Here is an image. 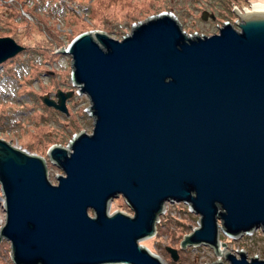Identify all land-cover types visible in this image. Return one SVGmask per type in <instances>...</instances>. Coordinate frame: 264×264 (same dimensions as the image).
<instances>
[{"label":"water","instance_id":"water-1","mask_svg":"<svg viewBox=\"0 0 264 264\" xmlns=\"http://www.w3.org/2000/svg\"><path fill=\"white\" fill-rule=\"evenodd\" d=\"M251 6L236 7V26L227 21L212 35L188 34L162 12L121 40L101 30L72 40L64 52L94 125L50 147L57 183L43 157L0 139V239L14 264H174L140 244L169 202L199 216L183 249L222 255L220 232H264V1ZM201 19L216 16L204 10ZM24 50L0 37V66ZM74 94L42 101L68 115ZM118 197L133 214H111ZM233 253L211 264H264L250 251Z\"/></svg>","mask_w":264,"mask_h":264},{"label":"rangeland","instance_id":"rangeland-1","mask_svg":"<svg viewBox=\"0 0 264 264\" xmlns=\"http://www.w3.org/2000/svg\"><path fill=\"white\" fill-rule=\"evenodd\" d=\"M250 1L246 5L245 0H0V37H12L25 48L30 47L29 51L25 49L0 66V139L43 157L50 180L56 184V176L62 171L51 163L50 147H66L78 132L91 134L94 125V119L86 109L90 105L89 99L77 94L71 76L72 58L64 52L75 37L101 30L121 40L131 33L133 25L162 12L173 13L188 34L212 35L218 33L221 21L217 22V19L224 18L228 7L231 6L235 13L236 7L243 11V7L264 0ZM204 10L214 13L216 21L202 20ZM237 18L228 22L233 24ZM57 42L62 46L56 48V57L50 58L42 52V47L50 48ZM58 90L75 91L67 101L68 115L42 101L45 95L55 99ZM124 210L133 214L122 197L111 202V214ZM5 220L0 201V230ZM198 221L199 216L191 212L188 205L169 202L157 224L156 234L140 244L174 264L224 261L223 255H216L205 245L181 248L184 237L198 227ZM167 247L178 251L177 261L172 259ZM238 250L250 251V258L264 256L262 229L254 232L251 238L238 240L220 232V251L234 254L233 251ZM0 264H14L10 242L4 238L0 239Z\"/></svg>","mask_w":264,"mask_h":264},{"label":"trees","instance_id":"trees-1","mask_svg":"<svg viewBox=\"0 0 264 264\" xmlns=\"http://www.w3.org/2000/svg\"><path fill=\"white\" fill-rule=\"evenodd\" d=\"M16 1H19V0H15V2ZM245 2H246V5H248V4H250L251 3V1L250 0H245ZM235 5H237V4H235ZM2 6L4 7L5 6V4H3L2 3ZM61 6H63L62 4H61ZM13 9V8H12ZM230 11H231V14H230ZM15 12V11H14ZM16 13V12H15ZM17 15H20L19 13H17ZM219 16V15H218ZM234 18V19H233ZM236 19V15L234 14V12L232 11V7L230 6V7H228V10L225 12V15H224V18H222V19H217V22L218 21H221L220 23H218V24H223L224 23V21H230V22H232V21H234ZM54 41H57V40H55L54 39ZM52 43V42H51ZM61 43L59 42H57V43H55L54 45H50V48H44V47H42V52H44L45 54H49V57L50 58H53V57H56V55H57V51H56V48H61ZM27 51H29L30 50V47H28V48H25ZM2 66V65H1Z\"/></svg>","mask_w":264,"mask_h":264},{"label":"built area","instance_id":"built-area-1","mask_svg":"<svg viewBox=\"0 0 264 264\" xmlns=\"http://www.w3.org/2000/svg\"><path fill=\"white\" fill-rule=\"evenodd\" d=\"M250 8H252V6L251 7H248L247 9H249V10H252V9H250ZM241 12H243V13H246V11L245 10H241ZM235 13H236V16L238 17L237 18V21L239 20L240 21V15L235 11ZM237 21L235 22V23H233V25L234 26H236V23H237ZM220 27L222 26V25H220V24H218ZM217 30H219V27H217ZM254 232H256V231H254ZM254 232H250V233H245L243 236H241V237H239V238H237V239H235V238H231V239H233V240H238V239H240V238H244V237H247V238H251L253 235H254ZM230 238V237H229ZM240 250H238L237 252H239ZM254 257H257V255L256 256H254ZM250 258V257H249ZM252 258V257H251ZM250 258V259H251Z\"/></svg>","mask_w":264,"mask_h":264},{"label":"bare ground","instance_id":"bare-ground-1","mask_svg":"<svg viewBox=\"0 0 264 264\" xmlns=\"http://www.w3.org/2000/svg\"><path fill=\"white\" fill-rule=\"evenodd\" d=\"M0 201H1V204L3 205V208H4V200H3V195H0ZM257 231V230H256ZM222 255L225 254V252H221Z\"/></svg>","mask_w":264,"mask_h":264},{"label":"flooded vegetation","instance_id":"flooded-vegetation-1","mask_svg":"<svg viewBox=\"0 0 264 264\" xmlns=\"http://www.w3.org/2000/svg\"><path fill=\"white\" fill-rule=\"evenodd\" d=\"M235 14V13H234Z\"/></svg>","mask_w":264,"mask_h":264}]
</instances>
